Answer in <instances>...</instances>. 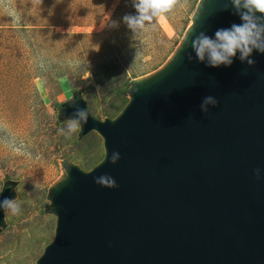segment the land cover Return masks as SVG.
<instances>
[{
  "label": "water",
  "instance_id": "obj_1",
  "mask_svg": "<svg viewBox=\"0 0 264 264\" xmlns=\"http://www.w3.org/2000/svg\"><path fill=\"white\" fill-rule=\"evenodd\" d=\"M233 12L229 0H205L195 33L240 23ZM189 52L186 41L135 80L117 117L88 110L81 137L99 134L105 157L88 172L70 165L50 191L56 233L37 264H264V54L253 53L254 67L237 57L210 68ZM207 95L219 105L204 114ZM77 107L88 102L77 97L62 115ZM104 174L118 187L98 185ZM5 197L14 199L12 186ZM4 217L0 209V226Z\"/></svg>",
  "mask_w": 264,
  "mask_h": 264
},
{
  "label": "rangeland",
  "instance_id": "obj_2",
  "mask_svg": "<svg viewBox=\"0 0 264 264\" xmlns=\"http://www.w3.org/2000/svg\"><path fill=\"white\" fill-rule=\"evenodd\" d=\"M204 2L182 0L135 37L123 22L132 0H0V194L12 186L21 206L0 226V264H37L56 233L50 191L70 165L88 172L105 157L96 132L61 131L65 106L81 97L97 119L117 117L132 82L174 58Z\"/></svg>",
  "mask_w": 264,
  "mask_h": 264
},
{
  "label": "clouds",
  "instance_id": "obj_3",
  "mask_svg": "<svg viewBox=\"0 0 264 264\" xmlns=\"http://www.w3.org/2000/svg\"><path fill=\"white\" fill-rule=\"evenodd\" d=\"M182 0H132L136 14H127L123 17V22L137 36H142L150 30H154L156 22L166 18L180 4ZM234 9L233 15L239 17L240 23H232L230 27L219 28L214 35H208L205 31L195 33L194 27L191 34L186 36L187 41L195 53V60L206 64L210 68L220 66L231 67L234 59L246 63L249 67H254L256 60L253 53L264 54V0H229ZM224 10H228L226 5ZM112 26H117L116 22ZM192 52L188 53L187 59L193 61ZM138 91V89H137ZM219 101L212 95L203 97L200 110L207 114L211 107H218ZM89 112L86 108H76L75 113L65 120L66 130L62 129L65 135H72L79 131L88 123ZM121 155L118 151H113L110 162L118 163ZM257 177L260 175V168L254 169ZM98 185L107 188L118 187L116 180L107 175L95 177ZM17 191V190H16ZM18 197H5L0 200V209L5 213V217L10 213L18 215L21 206L17 202Z\"/></svg>",
  "mask_w": 264,
  "mask_h": 264
},
{
  "label": "trees",
  "instance_id": "obj_4",
  "mask_svg": "<svg viewBox=\"0 0 264 264\" xmlns=\"http://www.w3.org/2000/svg\"><path fill=\"white\" fill-rule=\"evenodd\" d=\"M8 69L10 70V68L8 67ZM134 82V81H133ZM133 82H132V85H133ZM127 105V104H126ZM90 109V107H88V110Z\"/></svg>",
  "mask_w": 264,
  "mask_h": 264
}]
</instances>
